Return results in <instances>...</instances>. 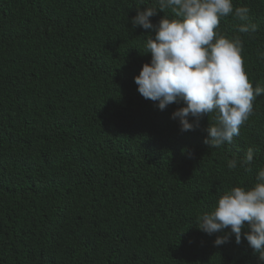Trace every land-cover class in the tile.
<instances>
[{
    "label": "trees",
    "instance_id": "1",
    "mask_svg": "<svg viewBox=\"0 0 264 264\" xmlns=\"http://www.w3.org/2000/svg\"><path fill=\"white\" fill-rule=\"evenodd\" d=\"M152 2L0 0V264H260L243 235L216 246L196 224L264 167V95L231 145L204 142L212 115L181 131L183 103L161 111L134 82L154 32L131 18ZM233 4L258 31L232 15L219 31L264 87V0ZM249 147L252 171L229 170Z\"/></svg>",
    "mask_w": 264,
    "mask_h": 264
},
{
    "label": "clouds",
    "instance_id": "2",
    "mask_svg": "<svg viewBox=\"0 0 264 264\" xmlns=\"http://www.w3.org/2000/svg\"><path fill=\"white\" fill-rule=\"evenodd\" d=\"M158 11L164 16L153 24L150 17ZM250 12L246 5L234 7L233 0H153L131 18L133 28L154 32L143 43L141 53H150L151 59L134 77L137 91L161 111L182 102L171 114L181 131L193 130L202 117L212 115L204 141L212 148L233 144L253 114V102L264 95V87H254L245 71L242 36L228 38L219 31L221 19L232 15L240 21L236 32L251 37L258 25L251 21ZM257 58L264 62V51ZM255 152L249 147L242 158L228 160V169H236L239 160L240 168L251 172ZM197 219L198 229L206 234L223 233L216 237V246L233 235L240 244L243 235L264 264V167L258 168L252 186L225 191Z\"/></svg>",
    "mask_w": 264,
    "mask_h": 264
}]
</instances>
